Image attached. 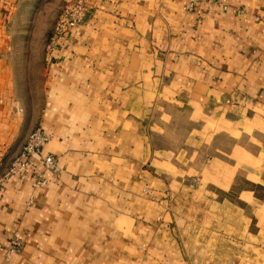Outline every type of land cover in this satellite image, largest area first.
<instances>
[{"label": "crops", "instance_id": "0c3cea01", "mask_svg": "<svg viewBox=\"0 0 264 264\" xmlns=\"http://www.w3.org/2000/svg\"><path fill=\"white\" fill-rule=\"evenodd\" d=\"M23 1L0 0V173L48 140L0 183V264H264V0H87L51 55L60 0L28 34Z\"/></svg>", "mask_w": 264, "mask_h": 264}, {"label": "built area", "instance_id": "2783aa9c", "mask_svg": "<svg viewBox=\"0 0 264 264\" xmlns=\"http://www.w3.org/2000/svg\"><path fill=\"white\" fill-rule=\"evenodd\" d=\"M216 0H184L182 8L186 12L193 11L202 2H214ZM87 11V0H64L60 5L56 16L51 25L50 31L44 43V50L47 55H51L58 42L65 34L79 25ZM48 140V135L42 132L37 127L31 130L21 146L18 153L10 160L6 168L0 173V183L5 181L9 176L24 178L28 176L29 161L28 158L39 155L41 149ZM40 163L43 169L54 172V159L50 154L41 156ZM30 183L33 187H38L44 183V178L39 172H31L29 174ZM19 247V242L16 239L9 241L5 247L6 252H13Z\"/></svg>", "mask_w": 264, "mask_h": 264}, {"label": "rangeland", "instance_id": "374dc122", "mask_svg": "<svg viewBox=\"0 0 264 264\" xmlns=\"http://www.w3.org/2000/svg\"><path fill=\"white\" fill-rule=\"evenodd\" d=\"M64 0H60L59 4H58V9L60 7V5L62 4ZM24 16L23 17V21H24V30L26 31V34L30 33V30H31V27H32V19H33V16L35 14V12L37 11V8L39 6V3L42 2V0H24ZM57 8H55V11H56ZM57 9V11H58ZM53 10V8H45L44 10H42V12L36 17V20H35V24L36 26H43L45 25L46 23L49 22V19H50V15H51V11ZM54 11V10H53ZM52 11V12H53ZM55 13V12H54ZM15 44L16 47H19V48H27L28 45L27 43H23L22 40H15Z\"/></svg>", "mask_w": 264, "mask_h": 264}]
</instances>
